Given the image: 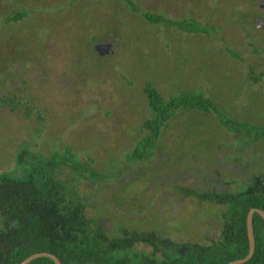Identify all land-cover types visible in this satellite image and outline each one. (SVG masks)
Masks as SVG:
<instances>
[{
    "label": "rangeland",
    "instance_id": "rangeland-1",
    "mask_svg": "<svg viewBox=\"0 0 264 264\" xmlns=\"http://www.w3.org/2000/svg\"><path fill=\"white\" fill-rule=\"evenodd\" d=\"M263 4L0 0V175H22L23 149L48 156L71 147L107 177L77 185L88 215L105 230H154L199 243L217 238L220 209L187 190L235 193L264 173V136L233 132L222 121L264 127V28L256 26ZM16 12L25 16L11 21ZM146 12L194 18L215 32L152 24ZM108 42L113 54L100 56L95 44ZM147 83L166 99L204 94L217 112L178 111L153 156L133 162L129 155L152 117ZM63 177L75 178L69 170Z\"/></svg>",
    "mask_w": 264,
    "mask_h": 264
},
{
    "label": "trees",
    "instance_id": "trees-1",
    "mask_svg": "<svg viewBox=\"0 0 264 264\" xmlns=\"http://www.w3.org/2000/svg\"><path fill=\"white\" fill-rule=\"evenodd\" d=\"M133 9L140 12L132 3ZM16 12L11 21L24 17ZM152 24L171 26L188 33L211 35L215 29L194 18L172 20L146 12ZM145 93L152 117L145 121L146 135L139 140L129 159L133 162L151 158L159 145L164 128L180 111L217 112L214 102L201 93L182 91L166 99L152 84ZM223 118V117H222ZM233 132L264 136V127L239 124ZM22 175H0V264H20L37 253H52L62 264H227L244 259L250 244L247 229L249 211L264 210V173L254 175L248 184L235 193H203L187 190L188 195L217 206L221 230L207 243L178 241L154 230L121 228L112 233L99 219L88 215L89 205L77 189L79 182H101L106 176L96 170L91 160H82L71 147L48 156L31 154L23 149L17 157ZM69 170L74 180L64 179ZM256 250L242 264H264V219L253 215ZM139 246L147 247L145 251ZM29 264H55L49 257H38Z\"/></svg>",
    "mask_w": 264,
    "mask_h": 264
},
{
    "label": "water",
    "instance_id": "water-1",
    "mask_svg": "<svg viewBox=\"0 0 264 264\" xmlns=\"http://www.w3.org/2000/svg\"><path fill=\"white\" fill-rule=\"evenodd\" d=\"M94 49H95V51H97V53L100 56L110 55V54H113V52H114L113 44L110 42H108V43H97V44H95ZM254 213H258L264 219V210L259 209V208H254V209H251L249 211V214L247 217V229H248V237H249V244H250L248 256L244 259L232 261V262H229L227 264H242V263H245L246 261H248L249 259H251L252 256L254 255L255 250H256V240H255L254 231H253V215H254ZM38 257H49L55 262V264H62L61 261L59 260V258H57L52 253H47V252L34 254V255L26 258L20 264H29L32 260H34ZM88 264H93V263H88Z\"/></svg>",
    "mask_w": 264,
    "mask_h": 264
},
{
    "label": "flooded vegetation",
    "instance_id": "flooded-vegetation-1",
    "mask_svg": "<svg viewBox=\"0 0 264 264\" xmlns=\"http://www.w3.org/2000/svg\"><path fill=\"white\" fill-rule=\"evenodd\" d=\"M262 8L264 9V4H263ZM256 26H258L260 28H264V16L260 13L256 15ZM177 30H179V29H177ZM179 31H181V30H179ZM182 32H184V31H182ZM186 33H188V32H186ZM196 34H201V33H196Z\"/></svg>",
    "mask_w": 264,
    "mask_h": 264
}]
</instances>
